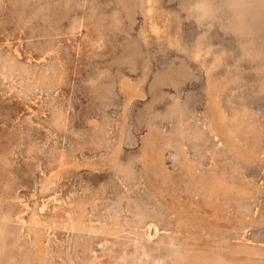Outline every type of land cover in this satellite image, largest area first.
Listing matches in <instances>:
<instances>
[{"label":"rangeland","instance_id":"rangeland-1","mask_svg":"<svg viewBox=\"0 0 264 264\" xmlns=\"http://www.w3.org/2000/svg\"><path fill=\"white\" fill-rule=\"evenodd\" d=\"M0 264H264V0H0Z\"/></svg>","mask_w":264,"mask_h":264}]
</instances>
